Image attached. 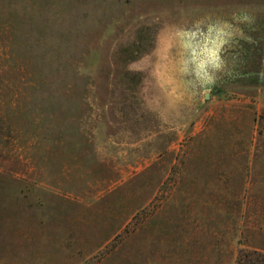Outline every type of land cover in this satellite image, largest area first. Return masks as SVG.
Segmentation results:
<instances>
[{
    "label": "rangeland",
    "instance_id": "1",
    "mask_svg": "<svg viewBox=\"0 0 264 264\" xmlns=\"http://www.w3.org/2000/svg\"><path fill=\"white\" fill-rule=\"evenodd\" d=\"M255 250L264 0H0V264Z\"/></svg>",
    "mask_w": 264,
    "mask_h": 264
},
{
    "label": "trees",
    "instance_id": "2",
    "mask_svg": "<svg viewBox=\"0 0 264 264\" xmlns=\"http://www.w3.org/2000/svg\"><path fill=\"white\" fill-rule=\"evenodd\" d=\"M244 256L238 259V264H264V253L262 252L255 250Z\"/></svg>",
    "mask_w": 264,
    "mask_h": 264
},
{
    "label": "water",
    "instance_id": "3",
    "mask_svg": "<svg viewBox=\"0 0 264 264\" xmlns=\"http://www.w3.org/2000/svg\"><path fill=\"white\" fill-rule=\"evenodd\" d=\"M207 98L209 97V93L207 94V96H206Z\"/></svg>",
    "mask_w": 264,
    "mask_h": 264
}]
</instances>
